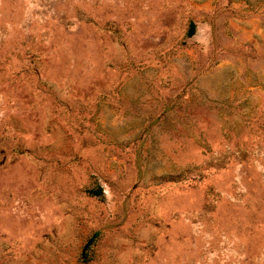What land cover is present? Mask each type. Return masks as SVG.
<instances>
[{
    "label": "rangeland",
    "instance_id": "obj_1",
    "mask_svg": "<svg viewBox=\"0 0 264 264\" xmlns=\"http://www.w3.org/2000/svg\"><path fill=\"white\" fill-rule=\"evenodd\" d=\"M0 264H264V0H0Z\"/></svg>",
    "mask_w": 264,
    "mask_h": 264
},
{
    "label": "trees",
    "instance_id": "obj_2",
    "mask_svg": "<svg viewBox=\"0 0 264 264\" xmlns=\"http://www.w3.org/2000/svg\"><path fill=\"white\" fill-rule=\"evenodd\" d=\"M192 26V25H191Z\"/></svg>",
    "mask_w": 264,
    "mask_h": 264
}]
</instances>
